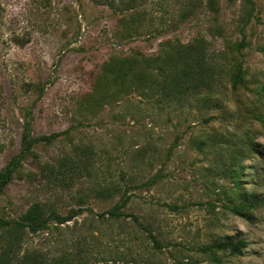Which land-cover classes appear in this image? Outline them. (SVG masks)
<instances>
[{"label":"rangeland","instance_id":"374dc122","mask_svg":"<svg viewBox=\"0 0 264 264\" xmlns=\"http://www.w3.org/2000/svg\"><path fill=\"white\" fill-rule=\"evenodd\" d=\"M194 38L198 87L106 69ZM36 214L2 264H264V0H0V223Z\"/></svg>","mask_w":264,"mask_h":264},{"label":"trees","instance_id":"16d2710c","mask_svg":"<svg viewBox=\"0 0 264 264\" xmlns=\"http://www.w3.org/2000/svg\"><path fill=\"white\" fill-rule=\"evenodd\" d=\"M208 63L204 44L197 42V38H194L184 43L170 42L167 44L166 42L165 45L161 47L160 51L152 56L139 53L137 55L117 57L109 61L106 69L107 67L112 69L115 85L120 84L125 90L129 87H135L137 89H154L164 92V90L171 91L173 89L174 91V88H178L180 92L182 91V87H188L187 85L192 84L193 87L201 85V81L203 80H201L200 77H207L206 74L202 72V69L207 67ZM154 65H156V67ZM242 73L241 66L237 65L233 83L237 80H242ZM168 96H170L169 93ZM16 159L17 156L12 157L4 168V173H1L3 180L9 178ZM247 205L252 204L244 202L242 205L231 209L234 213H239V210ZM114 206L108 208L106 213L115 216L117 212ZM51 218L56 219L59 223L68 219L66 216H60L59 214ZM47 221V218L38 217L36 214V216H28L25 221H4L0 223V226H9L6 230L10 229L11 231L20 227H27L30 231H36L47 227ZM8 242L9 245L13 243H10V240H8ZM244 246L245 241L242 239L236 241H213L202 246L201 250L203 252L212 253L214 249L226 248L230 253L240 254L241 248ZM10 251V248H6L0 255V264H2L3 259L7 260L10 256V254H8Z\"/></svg>","mask_w":264,"mask_h":264}]
</instances>
